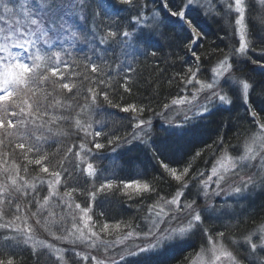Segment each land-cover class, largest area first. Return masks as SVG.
Instances as JSON below:
<instances>
[{
  "label": "snow or ice",
  "instance_id": "1",
  "mask_svg": "<svg viewBox=\"0 0 264 264\" xmlns=\"http://www.w3.org/2000/svg\"><path fill=\"white\" fill-rule=\"evenodd\" d=\"M257 3L264 9V0H160L152 10L148 0H0V264H24L26 251L37 264L42 255L52 264H176L172 254L178 250H191L180 264H264V222L225 242L234 209L264 196V99L250 100L257 86L235 67L248 59L264 71V61L249 56L256 45L248 20ZM191 11L223 17L238 47L214 63L208 53L202 60L198 50L207 33L194 25ZM257 19L264 24V11ZM178 46L191 62L168 79L178 88L170 98L154 106L155 86L147 104L111 98L118 78V87L132 92L136 62ZM234 101L249 125L237 133L243 135L240 146L218 131L211 143L188 150L205 123L231 112ZM105 106L128 113L131 131L109 135L106 124L114 113ZM154 118L167 125L163 139ZM65 124L78 142L65 146ZM105 148L143 151L172 192L162 194L156 178L143 173L122 178L115 167L119 156L101 168ZM206 150L211 164L193 170ZM78 196H86L83 206ZM109 196L135 201L140 222L96 213L97 199ZM211 221L222 228L209 232ZM198 235L205 241L194 247Z\"/></svg>",
  "mask_w": 264,
  "mask_h": 264
},
{
  "label": "trees",
  "instance_id": "2",
  "mask_svg": "<svg viewBox=\"0 0 264 264\" xmlns=\"http://www.w3.org/2000/svg\"><path fill=\"white\" fill-rule=\"evenodd\" d=\"M148 8L150 10L159 9L160 0H148ZM160 15H164L162 10L160 11ZM188 15L193 19L194 25L198 24L207 33L206 39L200 45L198 50L202 54V60H205V56L203 54L208 53L207 61L214 63L217 57L222 56L228 51L229 47L238 45L235 37L232 35L231 24L226 23L223 17L208 18L202 16L199 11H191L188 13ZM256 16L257 9L251 10V18L248 22L251 24V26L249 24L250 32L253 35V42L256 45V50L260 51V48H262V44L264 43L260 42L263 40L262 32L261 28H259V20H257ZM180 35L183 37L186 35V33H180ZM255 55L256 54L250 56L251 59L258 60V56ZM158 60L164 61L160 63L159 68L155 66ZM186 62H191L190 53H188L186 49H182L179 46L175 48L165 47L163 52H161L158 57L149 58L146 61L141 60L133 65L135 71L132 73L134 79L131 85L132 92L130 94L124 93L123 89L118 87L119 83L122 82L119 80V78L114 81L113 85L116 90L115 92L111 93V98L114 99L115 102L122 105H128L130 103L147 104L150 98L153 97L151 89L155 86L158 88L159 95H156L155 98L152 99V103L154 106H157L158 101L164 98H170L171 94H175L178 91L175 82L169 85L167 81L171 76L180 72L182 70V66L186 68ZM235 67L241 69L238 75L249 78L251 81L255 82V85L257 86V95L250 97V100L256 101L258 103L264 99V97L260 95V89H264V76H261L259 73V65L251 63V60L241 59L240 63L235 65ZM207 71L208 69L206 67V74ZM234 103L236 106L231 112L217 113L211 118V120H209V124L207 125L208 130L203 128L204 130L202 129L199 132L200 134L203 131L202 134H200L198 138L195 139L192 147H190L188 150L203 147L205 143H211L215 139L216 133L218 131H222L223 135L228 141L231 142L232 145L236 147L240 146L243 135L238 138L237 133L239 132L243 134L249 125L246 121L241 122L240 120V117L244 115V109L241 107L240 102L235 101ZM105 108L107 112L114 113L113 118L109 119L106 124V128L109 130V135L112 132L123 135L131 131L128 113H122L119 112L118 109L108 108L107 106H105ZM152 115L153 114L149 112L145 113V116ZM222 125H227V127L222 129ZM163 127H167V125H162L158 119L154 118V131L157 137L160 139H163L167 136V133L162 130ZM63 128L65 131L69 132V135L64 138L65 146L79 141V136L75 133L73 128H69V126L66 124L63 125ZM104 139L105 137H101L100 141L104 142ZM182 149L183 146L178 148L177 151L180 152ZM208 151L210 150H206L202 157L196 159L193 162V170L196 168L204 170L210 165L209 163H211V158L208 155ZM114 155L120 157L118 161H115V167L118 174L122 178H129L137 175L138 173H143L146 174L145 178L147 180L153 181V178H156L154 183H156L157 188L162 194L172 192V188L168 186L169 182L159 179L160 170L157 167H154V162L151 161L149 156L143 151H140L139 149L128 150L125 148H120L117 149L116 153H112L110 148H105L103 150V155L101 161L99 162V166L101 168L110 166V161L108 158ZM29 175H35V172L31 167L29 169ZM123 199L124 198L122 196H109L107 198L99 197L96 201L94 211L96 213L103 211L105 213L103 218L109 221L131 218L134 222L139 223L140 214L137 213L136 202L128 201L127 203H120L119 201ZM77 200L81 202L83 206L86 196H78ZM234 210L238 216L235 214V218L232 220V227L230 231L226 233V243L227 237L231 236L238 239L244 233L249 232L261 222H264V196L257 195L250 201H247V203L242 204V207L240 206ZM205 226L209 232H215L217 229L222 228V224L219 221H211ZM40 236L42 239L49 240L52 243H58L56 241H51V238L43 232H41ZM193 246L199 247V244L197 243ZM186 254H191V250L184 254H181V251L179 250L173 253L172 255L175 257L176 264H180V262L184 259V255ZM242 257L243 249H241V258ZM22 259L24 264H37V261L32 258L28 251L24 253ZM39 264H52L51 257L42 255L40 257Z\"/></svg>",
  "mask_w": 264,
  "mask_h": 264
},
{
  "label": "rangeland",
  "instance_id": "3",
  "mask_svg": "<svg viewBox=\"0 0 264 264\" xmlns=\"http://www.w3.org/2000/svg\"><path fill=\"white\" fill-rule=\"evenodd\" d=\"M218 7H222V6H220V5H218ZM256 9H257V16L258 15H260L261 14V12L262 11H264V9H261V6L257 3V5H256ZM256 16V17H257ZM258 20V19H257ZM256 20V21H257ZM249 21V20H248ZM259 22V28H261V32H262V39L263 40H261L260 42L262 43V41H264V24H261L260 23V21H258ZM250 23L248 22V25H249ZM250 26H251V24H250ZM250 26H249V30H250ZM255 27V26H254ZM235 40L237 41V39L235 38ZM237 44H238V41H237ZM263 46H262V48H264V44H262ZM237 47H238V45H237ZM261 49V48H260ZM253 54H256L255 56H258L257 58H258V60L257 61H264V58H262L261 56H260V51H254V52H252V51H250L249 52V56H252ZM243 60H246V59H243ZM259 73H260V75L261 76H264V71H262L260 68H259ZM235 102V101H234ZM209 124V121H207L206 123H205V129L206 130H208L207 129V125ZM204 130V129H203ZM203 132V131H202ZM202 132L200 133V134H202ZM199 133H198V135H197V137H196V139L198 138V136L200 135ZM193 145V144H192ZM192 145H190V146H188V149L190 148V147H192ZM212 162V161H211ZM209 164H211V163H209ZM257 196V195H256ZM256 196H254V197H256ZM218 201H221L222 202V200H223V197H217L216 198ZM229 199V201H231V198L229 197L228 198ZM245 203H247V202H245ZM241 207H242V205H241ZM234 213L236 214V212H235V210H234ZM237 215V214H236ZM238 216V215H237ZM204 241H205V238L202 236V235H198V236H196V237H194L193 238V240H192V245H194V244H199V246H201V245H203V243H204ZM62 247H68L67 245H61Z\"/></svg>",
  "mask_w": 264,
  "mask_h": 264
}]
</instances>
